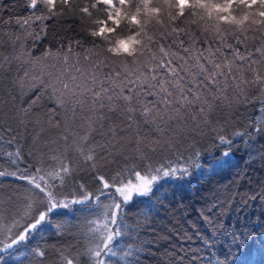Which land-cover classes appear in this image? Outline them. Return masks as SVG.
Here are the masks:
<instances>
[{"label": "snow or ice", "instance_id": "1", "mask_svg": "<svg viewBox=\"0 0 264 264\" xmlns=\"http://www.w3.org/2000/svg\"><path fill=\"white\" fill-rule=\"evenodd\" d=\"M25 6L31 14L17 19L21 27L71 13L91 47L81 55L83 44L74 39L33 56L21 44L0 57V74L16 68L11 86L22 95L35 92L13 117L18 127H0L8 145L31 135L35 161L22 169L20 147L3 153L12 170L0 169V178L21 183L5 190L0 181V262L7 264V256L48 264L49 251L33 241L50 230L66 238L52 264L126 260L140 251L121 248L133 205L149 204L161 182L190 177L206 157L208 171L225 168L235 138L247 136L248 143L264 132V117L257 116L249 130L228 133L240 106L258 103L264 113V0H26ZM45 98L55 105L48 124L57 130L47 138L44 121L30 119ZM57 113L63 119L53 121ZM209 132L214 152L203 146ZM258 196L264 199V185L249 199ZM73 220L83 225L76 235ZM220 236L231 240L223 241L229 248L245 240L235 232ZM216 264H228V254Z\"/></svg>", "mask_w": 264, "mask_h": 264}, {"label": "trees", "instance_id": "2", "mask_svg": "<svg viewBox=\"0 0 264 264\" xmlns=\"http://www.w3.org/2000/svg\"><path fill=\"white\" fill-rule=\"evenodd\" d=\"M25 5L26 0H0V57L10 55L14 46L18 48L21 44L33 56H42L49 49L56 51L62 45L66 47L69 40L74 39L81 40L83 44L81 55L84 49L91 47V38L71 13L21 27L16 23L17 19L23 20L31 14ZM42 26L45 28L43 32ZM29 33H36L39 38ZM17 36L20 37L19 41H16ZM14 75L15 66L12 72L0 74V100L4 101L0 105V127L11 125L16 129L18 125L13 117L17 109L28 107L35 92L25 89L26 94L22 95L19 89L13 88L11 78ZM259 107L258 103L240 106L232 114L228 133L249 130L250 123H254L257 116L264 117ZM54 108V103L45 98L38 102L30 114L31 120L40 118L44 121V127L48 130L42 134L45 138L57 131L48 124V116ZM62 119L59 113L52 115L53 121ZM212 135L209 132L205 137L204 147L212 149ZM7 139V135L0 138V169L12 170L3 153L14 151L15 147H20L23 152L22 162H19L22 169L29 163H35L29 156L31 135L20 139L16 145H8L4 142ZM235 139L236 147L230 164L225 168L215 173L208 171L210 161L206 157L204 167L193 169L190 177L161 182L159 191L151 197L149 204L133 205L127 218L131 232L121 242V248L126 250L131 246L140 248V251L126 260L111 258L112 264H216L217 260L225 259V254H228V264H264V199L259 196L254 201L249 199L252 195L262 193L264 185V132L248 143H245L247 136ZM0 181H3L5 190L10 185L21 183L11 178H0ZM72 225L74 235L83 227L79 220H73ZM222 231L235 232L238 236H244L245 240L229 248L223 241L228 239L231 244V240L220 236ZM80 240L86 243L82 235ZM205 240L219 242L209 248L205 246ZM36 243L49 251L51 261L48 264H52V261L57 260L56 248L64 247L66 238L50 230L36 235L33 244ZM194 256L204 259L194 260ZM5 259L7 264H20V260L7 256Z\"/></svg>", "mask_w": 264, "mask_h": 264}]
</instances>
